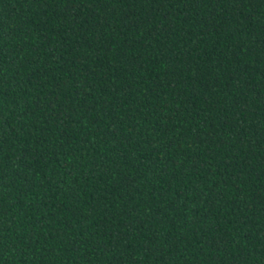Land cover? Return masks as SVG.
Listing matches in <instances>:
<instances>
[{
  "label": "trees",
  "instance_id": "16d2710c",
  "mask_svg": "<svg viewBox=\"0 0 264 264\" xmlns=\"http://www.w3.org/2000/svg\"><path fill=\"white\" fill-rule=\"evenodd\" d=\"M0 264H264V0H0Z\"/></svg>",
  "mask_w": 264,
  "mask_h": 264
}]
</instances>
